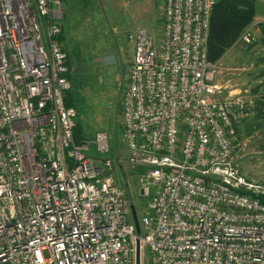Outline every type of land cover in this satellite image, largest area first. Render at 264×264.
<instances>
[{"label": "built area", "instance_id": "1", "mask_svg": "<svg viewBox=\"0 0 264 264\" xmlns=\"http://www.w3.org/2000/svg\"><path fill=\"white\" fill-rule=\"evenodd\" d=\"M217 0H164L160 39L129 32L121 97L125 158L77 143L60 0H0V264H264V180L237 164L235 108L207 59ZM254 41L247 27L235 44ZM97 151L109 135L96 130ZM142 168L131 213L118 176ZM120 181L117 183V181ZM134 205V204H133ZM135 208V205H134Z\"/></svg>", "mask_w": 264, "mask_h": 264}, {"label": "rangeland", "instance_id": "2", "mask_svg": "<svg viewBox=\"0 0 264 264\" xmlns=\"http://www.w3.org/2000/svg\"><path fill=\"white\" fill-rule=\"evenodd\" d=\"M163 2L164 0H69L64 4L63 18L60 19L64 30L62 48L69 55L70 74H74L71 80L72 89L75 90L78 86V94L75 97H79L80 102L78 110L76 109V120L83 126L84 138L89 144V153L92 156L120 159L127 156L122 142L119 116L121 95L126 86L122 76L123 73L127 76L129 68L128 54L125 57L122 55V79L114 82L108 73L101 71L98 63L102 60L96 58L97 49L103 51L107 43L112 42L113 36L117 38L120 32L118 41L121 47L130 46L132 51V43L126 40V35L138 28H144L156 40L160 39ZM119 8V24H112L111 19L117 17ZM255 17L256 20L264 22V12L259 10ZM252 31L254 41L247 46L234 43L228 48L218 63L217 72L220 79L218 82H228L231 88H237L239 91L234 96H238L242 103H245L241 114L235 119L237 164L248 177L264 180V108L260 118H255L254 109V101L261 95L264 82V41L258 30V23L253 24ZM131 54L130 52L129 55ZM224 89L222 87L221 91ZM220 94L223 97L222 93ZM257 125L260 126L256 127ZM99 129L105 130L109 135V151L106 153L98 152L93 142L94 133ZM142 172V168L123 162L116 176L117 179L121 177L126 185L129 184L128 199L129 202L133 201L138 219L150 213L146 199L138 195L137 178ZM128 217L133 220L130 212ZM141 259V264H153L148 252H145Z\"/></svg>", "mask_w": 264, "mask_h": 264}, {"label": "trees", "instance_id": "3", "mask_svg": "<svg viewBox=\"0 0 264 264\" xmlns=\"http://www.w3.org/2000/svg\"><path fill=\"white\" fill-rule=\"evenodd\" d=\"M60 1L65 4L69 0ZM256 13L257 7L255 0H217L212 8L210 17V28L207 41V59L209 62L216 63L222 57L224 52L237 41L240 34L246 29V27L253 22ZM258 26L262 36V41H264V22L258 23ZM63 34L64 30H62L61 27V32L57 36L58 41L61 43H63L64 39ZM62 49L65 51L64 48ZM68 57L69 55H67V64L71 70ZM73 75L71 76L70 73L67 75L70 83ZM77 88L78 86L76 89ZM76 89H72L71 86L65 97L66 105L72 106L75 109H77L80 102L79 97H75V95L78 94ZM261 90V95L254 101V109L256 110L255 118L263 116L264 82ZM259 126L260 125H257L256 127ZM73 134L77 143H81L85 139L83 126L77 120H75Z\"/></svg>", "mask_w": 264, "mask_h": 264}, {"label": "crops", "instance_id": "4", "mask_svg": "<svg viewBox=\"0 0 264 264\" xmlns=\"http://www.w3.org/2000/svg\"><path fill=\"white\" fill-rule=\"evenodd\" d=\"M256 2V7H257V12L260 10L262 12H264V0H255ZM118 11V15L117 17H113V19H111L112 21V24L113 22H116L115 24H119V21L120 19H118L119 15H120V8L117 10ZM257 15V13H256ZM257 17L254 18L252 24H250V28L253 29V24L254 23H260V20H256ZM256 20V21H255ZM120 26V25H119ZM258 30L259 29V26H258ZM117 38H115V36H113L112 38V42L110 43H107L106 47H104V50L101 51V49H97V52L98 54H96V58L98 57L99 59L102 60L99 61V65H100V68H101V71L105 74V73H108V75L110 76V78L116 82V81H119L121 78L120 76V65L123 61V56L124 57L127 55L129 58V60L127 61V63L129 62V65H130V60H131V56L129 55V53L133 52V44H132V51H131V47H121L119 41H118V38L120 39V32H119V36L117 35L116 36ZM126 40L128 41L127 39V35H126ZM234 45H237V44H234ZM242 45V44H241ZM249 45V44H248ZM244 46H247V45H244ZM227 52V51H226ZM95 58V59H96ZM222 57L220 58V60H218L216 62L217 66H218V63H220ZM218 69V67H217ZM101 73V76L102 74ZM123 79L125 80V84H126V75L125 73H123ZM216 81H220V79H218V73H217V77H216ZM218 86H219V92L215 95V98L218 99V100H226V101H233V100H236V99H240L241 102H242V99L239 98L238 96H234V94L239 91L237 88H231V85L228 83V82H225V84H221L218 82ZM222 87H224L225 89L223 91H221ZM228 88V89H227ZM220 93H222L223 97H221ZM249 105H251L252 103V99L249 100ZM243 105H245L244 101L242 103V107H237L235 108L236 110V114L237 116L239 114H241L242 112V108H243ZM253 107V106H251Z\"/></svg>", "mask_w": 264, "mask_h": 264}, {"label": "water", "instance_id": "5", "mask_svg": "<svg viewBox=\"0 0 264 264\" xmlns=\"http://www.w3.org/2000/svg\"><path fill=\"white\" fill-rule=\"evenodd\" d=\"M131 214H132L133 221L135 223L136 231H137V234H138L139 228H138V223H137V217H136L135 208H134L133 205H131ZM136 264H140V252H139L138 243L136 245Z\"/></svg>", "mask_w": 264, "mask_h": 264}]
</instances>
